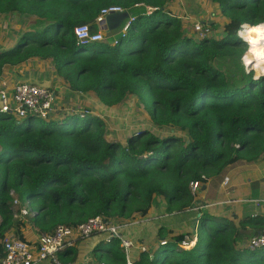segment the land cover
<instances>
[{"label": "trees", "instance_id": "trees-1", "mask_svg": "<svg viewBox=\"0 0 264 264\" xmlns=\"http://www.w3.org/2000/svg\"><path fill=\"white\" fill-rule=\"evenodd\" d=\"M170 1L0 0V18L15 14L36 22L13 47L0 50V76L5 66L49 62L73 92L93 93L105 108L137 97L151 124L167 131L157 136L139 130L121 144L106 139L103 118L89 111L42 124L0 113V258L8 230L22 239L15 198L30 202L36 214L28 220L38 233L97 216L145 215L160 197L167 214L185 212L193 205L192 182L264 155V76L253 80L246 72L248 46L239 37L243 26L264 23V0H212L227 20L219 39L187 35L181 20L165 10ZM109 7L130 17L101 31L95 19ZM82 25L101 32L103 40L84 45L74 34ZM252 58L251 52L247 61ZM245 226L264 228V219L243 218L235 227L203 212L191 249L180 246L185 235L165 240L168 233L160 228L165 243L159 253L143 252L133 264H264V248H236ZM75 254L68 247L58 253L59 262L68 264ZM94 254L98 264H125L118 238Z\"/></svg>", "mask_w": 264, "mask_h": 264}, {"label": "crops", "instance_id": "crops-1", "mask_svg": "<svg viewBox=\"0 0 264 264\" xmlns=\"http://www.w3.org/2000/svg\"><path fill=\"white\" fill-rule=\"evenodd\" d=\"M33 20L35 19L32 18L29 21ZM98 27L99 30L103 31L102 29L107 26L104 23ZM187 35L193 36V33L188 34L187 32ZM219 38L220 37L216 39ZM17 39L18 37L15 38L13 35H10L8 38L4 33H0V50H6L13 47ZM35 62L47 63L31 59L17 67L5 66L2 75L0 76V91L11 90L16 83L21 82L50 86L52 81V68L49 65V62L47 63L49 66V75L45 77H43L37 68L33 69L36 64ZM53 82H55V78L53 79ZM57 84L59 85V83ZM69 88H66L67 96H71L68 92L70 91ZM56 92H58V90L55 89V94ZM80 95H83L80 99H85L84 101L93 106L96 105V96L93 93H80ZM56 103L57 102H55V106L57 109ZM61 107H63L62 110H56L59 119H62L64 114L71 113V111L67 112V106ZM225 178L228 179L227 184L223 185L222 183ZM195 207H200V209L198 211H192ZM203 212H206L213 218L227 219L235 227H239V222L243 218L264 219V155L259 156L258 160L254 162L239 160L236 163H230L219 176L206 178V181L202 183L197 194L194 196L192 207L185 212H172L167 214L166 203L163 198L160 197L152 204L147 214L142 215L141 213H134L129 218L125 219L126 222H140L122 229L119 233L120 238L132 243L128 252L129 258L135 262L143 252H148L150 257H152V249H156L160 246L159 243L161 239L158 237V231L160 228H163L164 231L168 233L165 240L171 236H179V232L182 233L183 231V233L193 238L192 248L196 243V232L199 228L200 217ZM15 221L20 222L21 220ZM263 230L264 228H251L245 226V228L240 230L236 248L245 247L246 242L253 235L258 234ZM37 234H39L38 229L32 224V222L28 219L23 220V226L19 230V235L22 239L33 241L36 239ZM9 235H15L13 229H10L5 233V236ZM101 243L105 244L102 235H93L88 239L76 242V244H74L76 254L72 256V258L76 256L81 259L77 264H80V262L86 261L87 259L93 260V262L97 263L94 250ZM40 264L50 263L43 262Z\"/></svg>", "mask_w": 264, "mask_h": 264}, {"label": "built area", "instance_id": "built-area-1", "mask_svg": "<svg viewBox=\"0 0 264 264\" xmlns=\"http://www.w3.org/2000/svg\"><path fill=\"white\" fill-rule=\"evenodd\" d=\"M123 10L120 7L104 8L95 19L98 26L104 23V19L114 13H120ZM130 18L123 27L122 33H125L130 23ZM197 22L193 26V31L197 39L209 37L206 27L203 28ZM74 34L84 45L92 44L103 40L101 32L92 33L88 25H82L74 29ZM56 95L51 88L41 87L32 83H16L11 90L0 91V113L12 116L15 120L21 121L27 117H35L44 121L57 120ZM228 179H224L223 185L227 184ZM206 181L201 177L199 181L190 184L191 194L195 196ZM13 195V192H11ZM13 217L15 220H24L25 217H33L36 212L32 209L28 200L22 205L18 199L12 202ZM200 207H195L192 211H198ZM140 223L139 221L126 222L125 219L111 220L101 216L90 218L77 227L57 226L50 233H39L33 241H27L17 236H5L2 244L4 247V257L0 258V264H40L48 262L50 264H61L58 259V253L68 247L74 246L76 242L88 239L93 235H102L104 241L109 243L112 239L118 238L121 247L126 253L125 264H133L134 261L129 258L128 252L132 243L120 238V231L130 225ZM193 238L185 235L180 246L187 249L193 244ZM165 242H160L159 245ZM248 251H255L264 248V230L253 235L245 247Z\"/></svg>", "mask_w": 264, "mask_h": 264}, {"label": "rangeland", "instance_id": "rangeland-1", "mask_svg": "<svg viewBox=\"0 0 264 264\" xmlns=\"http://www.w3.org/2000/svg\"><path fill=\"white\" fill-rule=\"evenodd\" d=\"M165 10L168 11L170 14L177 16L181 19V23L183 24L182 26L184 27L186 34L187 32L188 34L194 33L193 26L197 22H199L200 23L199 25L202 28L204 25V27L208 29L209 37L216 39L221 35H223L222 34L223 27L227 23V20L220 13L218 3L212 0H171L169 3H167ZM30 19L32 18H23L15 14L13 15L10 14L3 18L1 17L0 33L1 34L4 33V35L8 38L10 35H13L15 38H17L23 32L36 29L35 28L36 22H34V20L29 21ZM249 40L250 38H246L244 35V41L250 46L251 44L249 43ZM260 43L257 46L262 47V41H260ZM250 49L251 47H248L247 49L248 53L246 51V53L242 58L244 67L245 64L248 62L247 56H249V54L251 53ZM35 63L36 64L33 67V69L37 68L38 71L43 75V77L49 75L48 74L49 66L47 64L48 62L47 63L35 62ZM247 65L249 67H247V69L245 68L246 72L248 74L251 73L253 77L257 75V70L254 68V65H256V60L254 57L251 59V63H247ZM51 74H52V81L49 87L53 86L51 89L54 91V93H55V89L58 90V92H56L55 94L57 98L56 110H62L63 107L61 106H67L68 107V109L66 108L68 110L67 112L71 111V114L73 113L82 114L86 111L89 112L91 111L90 113L94 114V116H100L101 118H103L106 125L105 137L107 140H117L121 144H124L128 136L134 134L139 130H148L154 132L157 136H161L165 134V132H167L166 129L161 130L151 124L148 115L143 110V107L137 97L128 95L123 99V101L120 104L111 108H105L101 106L98 100L95 98L96 105L93 106L87 103L86 101H84L85 99L84 100L80 99V97H82L83 95H80V93L77 92L74 93L69 88L68 83H65L61 78L56 77L53 69ZM260 76H264V75H260ZM54 78H55V82H53ZM57 83H59V85ZM66 88L67 89L69 88L70 91L68 92L69 94H71V96L66 95L67 92ZM35 123L42 124L43 121L41 119H36ZM177 134L179 136H183L180 134V132H177ZM27 219H29V216L24 218V220ZM179 233H180L179 236L187 235L183 233V231L182 233L181 232ZM188 248H191V246H189ZM151 252L153 253L151 256L156 255L157 253H159V248L152 249ZM79 260L81 259L75 256L68 264H74V263L77 264ZM80 264H97V263L93 262V260L87 259L86 261L80 262Z\"/></svg>", "mask_w": 264, "mask_h": 264}, {"label": "clouds", "instance_id": "clouds-1", "mask_svg": "<svg viewBox=\"0 0 264 264\" xmlns=\"http://www.w3.org/2000/svg\"><path fill=\"white\" fill-rule=\"evenodd\" d=\"M250 31L256 33V37L251 38L249 43L253 45L250 51L256 60V65H254V68L258 69L257 75H255L253 78L258 80L260 75H264V47L257 48L256 45H258L260 41H264V23L256 24L250 29ZM247 63H251V60H249ZM247 63L245 64L246 69Z\"/></svg>", "mask_w": 264, "mask_h": 264}, {"label": "water", "instance_id": "water-1", "mask_svg": "<svg viewBox=\"0 0 264 264\" xmlns=\"http://www.w3.org/2000/svg\"><path fill=\"white\" fill-rule=\"evenodd\" d=\"M129 17V14L127 12H120V13H114V14H110L108 15L105 19H104V23L106 24V28L104 27L102 30L103 31H107V30H113V29H116L118 28L122 22L127 19ZM103 23V24H104ZM246 26V25H245ZM245 26L242 27V30L239 32V37L241 38L240 36V33L242 31H244L245 29ZM242 39V38H241ZM243 42H245L243 39H242ZM246 43V42H245ZM247 44V43H246ZM248 45V44H247ZM249 47V45H248ZM247 67H249L247 65ZM261 77V76H260ZM253 80H257V79H254L252 77ZM41 87H45V88H50L49 86H42V85H39ZM136 133V132H135Z\"/></svg>", "mask_w": 264, "mask_h": 264}, {"label": "bare ground", "instance_id": "bare-ground-1", "mask_svg": "<svg viewBox=\"0 0 264 264\" xmlns=\"http://www.w3.org/2000/svg\"><path fill=\"white\" fill-rule=\"evenodd\" d=\"M250 26H245V29H244V31H242L241 33H240V35H241V37H242V39L244 40V34L245 33H247V32H250V28H249ZM256 36V33H255V35L253 36V37H251V38H254ZM250 38V39H251ZM253 46V45H252ZM252 46L250 45L249 47H251L252 48ZM262 47H264V41H262Z\"/></svg>", "mask_w": 264, "mask_h": 264}]
</instances>
